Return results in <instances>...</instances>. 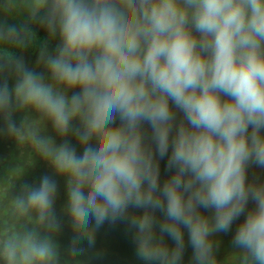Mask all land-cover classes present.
Instances as JSON below:
<instances>
[{
  "label": "clouds",
  "instance_id": "9594fccd",
  "mask_svg": "<svg viewBox=\"0 0 264 264\" xmlns=\"http://www.w3.org/2000/svg\"><path fill=\"white\" fill-rule=\"evenodd\" d=\"M19 4V24L0 22V135L31 143L52 174L22 182L15 210L58 232L63 178L79 233L71 256L123 222L143 264H183L185 235L190 264H221L216 237L239 221L232 264H264V180L248 177L264 169V0ZM37 45L29 66L23 53ZM19 113L38 114L55 136ZM0 256L59 264L52 240L33 235L5 240Z\"/></svg>",
  "mask_w": 264,
  "mask_h": 264
},
{
  "label": "trees",
  "instance_id": "16d2710c",
  "mask_svg": "<svg viewBox=\"0 0 264 264\" xmlns=\"http://www.w3.org/2000/svg\"><path fill=\"white\" fill-rule=\"evenodd\" d=\"M3 4V0H0V5ZM25 17V11L20 6L19 0H16L14 8L11 13H4L0 11V22H7L8 24H19ZM51 47V46H50ZM19 54V53H18ZM24 54V53H23ZM28 64L35 65L37 53L35 57L29 55ZM17 122L23 120L26 128L35 127L42 135L55 136L50 124L42 120L36 113H19L16 117ZM44 174H52L51 169L41 158L39 153L35 150L33 145L29 142H15L13 139H9L4 142L0 150V244L5 240L12 238H23L27 235L36 236L39 239H51L56 249L59 246L58 252L62 253V257H59V264H103L99 263L101 257L96 252L95 246L89 248L86 242H82L79 247H83L85 251L78 256H71L66 252L64 248V238H62V229L66 225L64 218L68 217L65 209L66 193H65V181L63 178H57L59 184L58 197L55 204V210L57 217L60 219L61 228L58 232H53L46 227V224H41L37 221L35 214L21 215L15 208L13 201L20 193V185L27 180L28 182L38 181ZM249 180L255 177L264 180V169L256 166H252L248 171ZM121 227L122 222L117 224V228ZM115 224L105 223L99 230L101 231V237L99 239L98 246H101L106 252L115 257H106L104 264H143L138 258L134 257L132 253L129 255V251L135 253L136 248L133 243V247L124 246L123 233H113ZM125 231L128 238L129 229L127 225ZM72 238L79 235L75 230ZM118 235H120L118 237ZM104 240L105 243H102ZM126 240V239H125ZM96 244V242H95ZM96 244V245H97ZM106 244L110 245V249H106ZM130 245V243H126ZM99 250L100 254H104ZM126 249V251H125ZM98 255H97V254ZM0 264H6V261L0 256Z\"/></svg>",
  "mask_w": 264,
  "mask_h": 264
},
{
  "label": "rangeland",
  "instance_id": "374dc122",
  "mask_svg": "<svg viewBox=\"0 0 264 264\" xmlns=\"http://www.w3.org/2000/svg\"><path fill=\"white\" fill-rule=\"evenodd\" d=\"M33 28L37 32V35L39 37V41L42 42L43 40H45L47 38V33L43 29H41L38 25H33ZM38 50H39L38 45L36 47H32V48L27 49L23 54L26 62L30 58L29 55H31L32 57H35L36 53H38ZM29 66H32V64H29ZM12 82H13L12 80H9L10 84ZM0 127H3V121L2 120H0ZM9 139H11V138H8L4 135H0V150H1V147L3 146L4 142L7 143L9 141ZM165 163H166V161H161V178L162 179H164L166 176V173L164 170V164ZM248 207L249 208L254 207V204L250 201ZM202 211H204V210H202ZM204 214L205 215H211V213L208 211H204ZM158 215H159V213H158ZM64 219L66 220L67 223H66L65 227L62 229V238H64V248L66 249V252L68 253V247L70 246L71 242L74 239V238H72L73 234H71V233H75L76 229L73 227L69 216L64 218ZM240 219L242 220L243 217H241ZM238 223H239V221L234 223L233 229L231 232H229L227 234L221 233V234H218V236L216 237V239H218L220 241V245H219V248L217 250V259L221 262V264H232L233 251H234V248L232 245V236L234 234L236 225ZM117 224H120V222H117L115 224V228H113V233L120 234V235H121V233H123V236H124L123 241H124V244H125L124 246L126 247V249H127V246L133 247L134 242H133L131 231H129V233H128L129 237L125 238L127 235V232L125 231V228H123V226L125 227L127 224L122 222V229H121V227L117 228ZM120 235H118V237ZM100 237H101V231L98 230L96 232V238H95L96 244L99 243ZM185 241H186V249H185V253H184L183 264H190V260H191V256H192V248L190 245H187V235H185ZM84 242H86V241H84ZM102 243H105L104 240H102ZM126 243H130V245H127ZM167 243L169 244V246H172L173 242L171 240H167ZM96 244L94 245L96 252L100 255V257H101L100 261H102L99 263L104 264L106 257H115V256L110 255L107 252V250H106V252H104L105 250L101 246H98V244L97 245ZM106 246H107L106 249H110V245L106 244ZM100 247L102 248V251L104 252V254H100V252H99V250H101ZM57 248H58L57 250H59V246ZM126 249H125V251H126ZM128 251H129V255H130V253H132V255L134 257H137L136 251H135V253H133V251L131 252V250H127V253H128ZM59 257H62L61 252H59Z\"/></svg>",
  "mask_w": 264,
  "mask_h": 264
}]
</instances>
